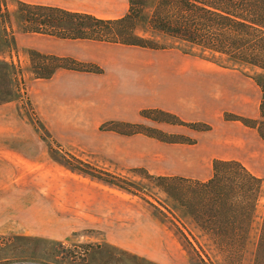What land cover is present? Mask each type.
<instances>
[{
  "label": "rangeland",
  "instance_id": "rangeland-1",
  "mask_svg": "<svg viewBox=\"0 0 264 264\" xmlns=\"http://www.w3.org/2000/svg\"><path fill=\"white\" fill-rule=\"evenodd\" d=\"M42 1L0 0V158L9 151L0 264H254L264 215V138L253 120L260 119L264 70L152 31L157 0H147L137 32L158 48L115 49L25 32L19 4ZM51 48L69 52L50 54L64 58L58 62L32 60L31 50ZM124 50L138 51L132 55L144 64L136 75L117 78L116 105L119 93L138 99L130 112L110 107L105 114L94 95L82 106L49 80L65 69L88 72L94 59ZM44 62L80 70L59 67L43 78L36 68ZM216 159L240 160L262 179L246 244L236 253L215 242L158 179L205 181Z\"/></svg>",
  "mask_w": 264,
  "mask_h": 264
},
{
  "label": "trees",
  "instance_id": "trees-1",
  "mask_svg": "<svg viewBox=\"0 0 264 264\" xmlns=\"http://www.w3.org/2000/svg\"><path fill=\"white\" fill-rule=\"evenodd\" d=\"M146 3L147 0H129V11L115 19L100 18L91 13L59 6L26 2L19 4L18 11L23 29L28 33L158 48L155 40L137 32ZM148 23L156 33L226 54L234 60L264 70V0H157ZM30 55L32 60L36 57L54 58L57 62L64 59L36 50H31ZM67 59L76 64V60ZM47 67L50 68L43 70ZM59 67L80 70L70 65H46L45 62L36 69H39L40 77L49 78ZM84 71L101 72L102 68L95 65L94 69ZM259 84L263 91L260 119L253 121L258 123V131L264 138V81ZM156 110H148L146 113H154ZM158 112L171 115L162 110ZM187 125L196 127L197 123ZM208 128L206 125V128L197 129ZM158 179L163 189L186 207L188 214L215 242L226 244L227 250L232 253L240 251L239 246L246 244L262 179L240 160L216 159L213 175L205 181L167 176H158ZM240 259L242 256L239 253L237 262ZM56 261L64 264L63 260ZM254 264H264V215Z\"/></svg>",
  "mask_w": 264,
  "mask_h": 264
},
{
  "label": "crops",
  "instance_id": "crops-1",
  "mask_svg": "<svg viewBox=\"0 0 264 264\" xmlns=\"http://www.w3.org/2000/svg\"><path fill=\"white\" fill-rule=\"evenodd\" d=\"M103 3V4H102ZM40 4L46 5H53L59 6L62 8H66L73 11H80V12H87L91 13L100 18H107V19H115L120 18L126 15L129 11V0H47L42 1ZM86 6V7H85ZM42 35V34H41ZM47 36V35H46ZM71 42H79V41H92V40H72L69 39ZM98 42V41H92ZM98 43H105L110 44L112 47H116L115 49H122V48H137L138 46L133 45H125L119 43H111V42H98ZM74 51H79L81 48L79 46H73ZM47 53L49 54H56L59 56L67 55L66 52L69 51H61L58 49L51 48ZM73 51V52H74ZM134 53H138V51L132 50H124L120 51L119 54H110L108 59H94L96 65L102 68L101 72H83V71H73V70H63L55 73L49 80H53L56 82L57 91H61V95L75 98L83 105H88L91 97L97 96L100 102H98L97 106L103 108L105 114L109 112L110 114V107H116L119 110L129 109H136L138 105V99L134 102H130L127 99V93L118 94L117 97L121 99L120 104L116 105L117 102L113 101L114 92L116 91L117 80L119 79L118 76H124L127 79V76H131V74L136 75L137 67L144 68V64L142 62L141 56L132 55ZM73 54V53H69ZM128 63V64H127ZM86 73V74H84ZM80 77V78H79ZM73 78V79H72ZM118 78V79H117ZM72 79V80H71ZM80 79V80H78ZM86 79V80H85ZM85 80V81H84ZM131 81L129 80V83ZM58 83V85H57ZM61 89L59 90L58 89ZM124 90V89H123ZM80 92V97H78V92ZM127 92V88L124 90ZM74 92H77L74 94ZM108 94V93H111ZM60 95V96H61ZM74 95V96H73ZM93 96V97H94ZM143 100V99H142ZM168 110H177L175 107H167ZM118 110V111H119ZM115 110V113L118 112ZM2 150H4L2 148ZM8 149H5V153L3 151L2 157L0 158V190H3V187L8 188V170H9V154ZM5 176V177H4ZM8 201V199L6 198ZM4 198L3 194L0 195V207H1V215H3V208H4ZM6 204V203H5ZM3 220V218H1Z\"/></svg>",
  "mask_w": 264,
  "mask_h": 264
}]
</instances>
